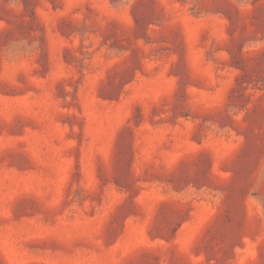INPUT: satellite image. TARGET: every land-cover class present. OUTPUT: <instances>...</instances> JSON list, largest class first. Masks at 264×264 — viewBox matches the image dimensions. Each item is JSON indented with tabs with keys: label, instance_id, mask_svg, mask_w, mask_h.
Here are the masks:
<instances>
[{
	"label": "rangeland",
	"instance_id": "1",
	"mask_svg": "<svg viewBox=\"0 0 264 264\" xmlns=\"http://www.w3.org/2000/svg\"><path fill=\"white\" fill-rule=\"evenodd\" d=\"M0 264H264V0H0Z\"/></svg>",
	"mask_w": 264,
	"mask_h": 264
}]
</instances>
